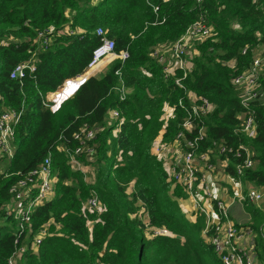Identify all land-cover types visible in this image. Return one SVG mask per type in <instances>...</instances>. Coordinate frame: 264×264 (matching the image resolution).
Returning <instances> with one entry per match:
<instances>
[{
  "label": "trees",
  "instance_id": "trees-1",
  "mask_svg": "<svg viewBox=\"0 0 264 264\" xmlns=\"http://www.w3.org/2000/svg\"><path fill=\"white\" fill-rule=\"evenodd\" d=\"M199 18L211 34L195 42L192 68L179 87L173 78H164L151 52L177 40ZM97 27L114 40L115 52L126 51L127 57L90 75L51 112L43 99L65 79L85 73L100 43ZM45 29L52 38L41 48L37 36ZM256 48L264 53V0H0V96L4 108L21 112L13 154L0 172V264H8L18 247L24 248L20 264H221L202 234L204 216L186 218L178 202L186 193L151 148L159 135L163 142L173 141L186 115L185 89L192 90L214 104L203 118L206 136L200 149L213 142L245 144L254 165L244 170L241 181L263 188L264 83L263 94L247 105L231 83L250 66ZM30 58L34 71L21 79L9 77L16 64ZM121 84L127 90L124 98ZM166 105L172 115L165 121ZM243 110L254 113L252 138L236 131ZM83 124L96 129L88 141L93 151L77 155L83 167H91L90 178L72 168L57 148L74 149L78 143L72 135ZM48 153L54 192L18 229L17 213L6 214L13 199L9 188ZM240 161L229 157L226 172L232 179L238 177ZM93 190L101 208L88 211L84 202ZM237 205L251 216L242 225L254 230L255 250L264 263V206ZM43 227L46 234L32 247ZM148 227L165 228L173 236L153 234Z\"/></svg>",
  "mask_w": 264,
  "mask_h": 264
},
{
  "label": "built area",
  "instance_id": "built-area-1",
  "mask_svg": "<svg viewBox=\"0 0 264 264\" xmlns=\"http://www.w3.org/2000/svg\"><path fill=\"white\" fill-rule=\"evenodd\" d=\"M51 34L49 29L38 32L37 40L41 48L50 44ZM96 34L100 35V43L93 49L85 73L65 79L58 90L43 99V106L51 112H56L65 100L71 98L105 60L116 58L124 60L127 57L126 51L115 52L114 40L105 35L102 27L96 28ZM210 34L211 27L206 24L203 18H199L177 40L155 47L151 56L161 67L164 78H173L175 85L183 87L182 80L188 75L193 65L195 42ZM193 42L194 46L191 50ZM245 51L246 48L242 50V53ZM254 54L250 66L231 78L232 85L242 88L241 103L244 105H247L251 98L263 94L260 89L264 83V53L261 49L256 48ZM33 61L34 58H30L19 62L10 70L9 77L15 79L25 77L27 71H34ZM177 71L182 73L180 77L176 75ZM118 88L120 98H124L127 92L126 88L122 84ZM185 94L188 105L183 107L186 110V115L180 124L181 129L172 142H163L159 135L152 145L151 153L161 158L173 183H178L183 187L186 199L190 201L192 213L204 216L205 227L202 234L221 264H264L255 250L256 234L254 230L249 226H237L230 219L231 205L244 202L257 204L264 198V187H249L241 181L244 170L254 165L251 149L245 144L233 147L213 142L212 146L201 150V141L206 136L203 118L214 109V104L192 90L185 89ZM179 104H182V100H179ZM253 114L251 110H243L238 114L239 123L236 131L248 138H252L256 134ZM20 115V111L4 108L0 96V158L5 155L10 159L13 154L15 126L20 120ZM111 115L116 117L117 112L112 111ZM171 115L172 109L168 107V111H165L163 117L164 120L166 121ZM194 130H196L195 135L187 136L186 133L192 134ZM95 133L94 127L83 124L72 135L78 143L74 149L65 147L63 144L57 145V148L66 153L68 163L72 168L84 171L82 162L79 161L77 155L81 152L90 154L93 151L92 147L88 146V141L94 137ZM230 156L241 159L235 165L238 175L235 179H232L226 172ZM54 176L51 167V154L48 153L40 165L23 174L9 188L13 199L12 204L10 203L7 207L6 214H11L13 211L17 213L18 229L23 230L29 223L31 211L47 201L53 194ZM231 190L233 191L231 192ZM84 208L88 211L100 210L101 205L94 190L84 202ZM263 227L264 221L262 229ZM148 230L153 234L173 236L165 228L148 227ZM44 234H46V227L39 230L32 242V247L38 245ZM23 250V247L16 248L8 259V264H20L18 258Z\"/></svg>",
  "mask_w": 264,
  "mask_h": 264
},
{
  "label": "crops",
  "instance_id": "crops-1",
  "mask_svg": "<svg viewBox=\"0 0 264 264\" xmlns=\"http://www.w3.org/2000/svg\"><path fill=\"white\" fill-rule=\"evenodd\" d=\"M113 60H115V59L105 60L103 62V64L100 65V67H98L95 70L94 74H96V75L102 74L104 72L103 68L106 67ZM119 60H121V59H119ZM165 110L168 111V106L167 105L165 106ZM178 202H179V205L181 206V209H182L183 213L185 214L186 218L188 220H193L194 219V215L192 213V208H191L190 201L188 199H186V198H181L180 200H178ZM255 205L264 206V198L262 199V201L258 202ZM243 209H245V208H243V207H241V206H239L237 204L231 205V207H230V219H231V221L234 224L237 223L239 225H242L244 223H250L251 222L250 214L247 211L243 210ZM262 230H263V234H264V227H263Z\"/></svg>",
  "mask_w": 264,
  "mask_h": 264
},
{
  "label": "rangeland",
  "instance_id": "rangeland-1",
  "mask_svg": "<svg viewBox=\"0 0 264 264\" xmlns=\"http://www.w3.org/2000/svg\"><path fill=\"white\" fill-rule=\"evenodd\" d=\"M193 46H194V42L191 44V50H193ZM194 56V55H193ZM237 89L242 90V88L237 87ZM9 163V158L8 156L2 155L0 158V172L4 169H6V167L8 166ZM84 168V172H85V176L87 177L89 175V178L92 175V171H91V167L90 166H85ZM131 190V187L128 188V191ZM210 249V248H209ZM210 251L212 252V249H210ZM213 253V252H212ZM217 260V259H216ZM218 262V261H217Z\"/></svg>",
  "mask_w": 264,
  "mask_h": 264
},
{
  "label": "clouds",
  "instance_id": "clouds-1",
  "mask_svg": "<svg viewBox=\"0 0 264 264\" xmlns=\"http://www.w3.org/2000/svg\"><path fill=\"white\" fill-rule=\"evenodd\" d=\"M117 53V52H116ZM116 59H118V58H116Z\"/></svg>",
  "mask_w": 264,
  "mask_h": 264
}]
</instances>
